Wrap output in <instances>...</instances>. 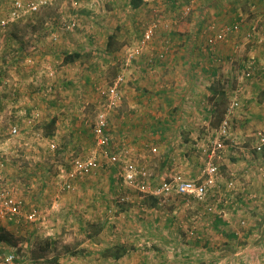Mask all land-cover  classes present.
<instances>
[{
	"label": "rangeland",
	"instance_id": "374dc122",
	"mask_svg": "<svg viewBox=\"0 0 264 264\" xmlns=\"http://www.w3.org/2000/svg\"><path fill=\"white\" fill-rule=\"evenodd\" d=\"M110 2L51 0L49 6L32 14L36 15L31 18L33 22H17L6 29L12 31L9 37L6 30L0 35L3 185L13 191L23 207L18 221L8 222L0 214V227L7 231L9 240L0 244V252L15 251L23 257V264H264V199L255 196L250 199L249 191L244 192V189L248 190V182L244 183L243 178L235 179L236 174L233 177L224 173L221 160L217 159L218 150L214 151L211 146L214 142L199 149L200 154L196 157L201 158L198 161L202 168L195 180L201 181L205 162L212 161L218 169L212 191H219L220 196L218 193L216 197L207 195L202 201L173 197L163 203L143 195L133 186L115 181L119 169L117 165H109L105 156L118 151L114 137L117 135V108L121 109L126 101L121 89L127 76L124 70L142 55L153 39L131 62L128 54L140 46L141 39L123 58L115 54L106 59L101 53L104 41L87 35H91L89 31L95 25L102 28L109 12L114 21L111 27H115L117 14H111ZM241 8L245 9V6ZM9 9L10 1L0 0V17H4ZM72 20L76 26L68 29ZM236 22L242 25V18ZM149 25L142 27L144 31ZM39 30L54 31V36H47L48 32L41 34L42 37L34 36ZM247 36L249 39V33ZM111 41L112 47H118L116 37ZM71 53H77L79 57L64 62V56ZM251 69L248 59L244 62L239 84L252 75ZM112 86L116 87L117 93L114 104L110 103L109 97L101 95ZM74 96L78 98L76 103L71 100ZM99 116H104L108 123L110 140L106 147L98 146L93 136V125ZM53 118L56 120L53 135L46 137L44 125ZM13 127L18 128V133L10 136L8 132ZM232 154L230 152L228 156L230 160ZM89 156L96 157L93 172L77 179L73 191H62L61 181L71 172L74 160ZM137 159L141 162L132 161L145 167L149 175L152 164H141L143 159ZM98 177L103 179L102 183L94 181ZM112 177L115 184L110 187ZM150 182L153 186L158 184L153 180ZM92 183L94 185L87 189L80 188L82 184ZM96 185L100 188H95ZM84 192L89 204L96 202V207H89L92 211L97 210L96 215L84 217L78 213L83 217L82 221L75 213L59 219L60 213H64L61 210L63 199L69 198L66 201L69 206L70 198L75 201ZM97 192L103 195L93 201ZM241 193L243 196L239 198ZM140 208L159 209L161 216L175 211L171 228L155 229V232L144 228L141 219L148 221L150 216L146 212L143 215L137 213ZM253 210L255 212L249 213ZM30 212L36 213L34 222L25 218ZM216 220H221L222 225L216 226ZM160 221L162 223L163 218ZM62 222L69 229H65ZM81 224L83 227L79 231ZM162 237H166L164 241L168 245L163 249L159 247ZM95 240L105 242L101 245ZM81 243L88 247L78 248ZM114 245L127 248L123 259L114 260L103 255ZM53 258L56 259L54 262H48Z\"/></svg>",
	"mask_w": 264,
	"mask_h": 264
},
{
	"label": "crops",
	"instance_id": "0c3cea01",
	"mask_svg": "<svg viewBox=\"0 0 264 264\" xmlns=\"http://www.w3.org/2000/svg\"><path fill=\"white\" fill-rule=\"evenodd\" d=\"M131 1L111 0L108 3L113 8L111 14H117L115 27H111L114 21L109 12L102 28L95 25L89 31L91 35H87L104 41L101 53L106 55V59L115 54L123 58L142 38V27L149 24L157 26L152 42L142 55L125 67L127 76L124 74L121 95L126 101L121 109L117 108L116 137L112 133L116 149L121 146L131 160L141 162L137 159L140 158L143 159L141 164H152V168L148 167V176L156 183L175 175L195 180L202 168L198 161L201 158L196 157L200 154L199 149L216 141L220 121L228 107L237 102L238 106L229 116L232 119L231 133L224 138L223 147L217 151V159L221 160L220 166L227 176L236 174L235 179L243 178L244 183L248 182V190L244 189V192L249 191L250 199L253 196L264 199V146L260 152L253 149L256 133H264V0H141L136 7ZM187 8L190 10L186 13ZM35 16L27 15L18 22H33L31 18ZM241 18L242 25L237 32L228 34L212 48L207 47L209 35ZM55 26H52L54 31ZM10 32L8 29L7 37ZM41 32L39 30L34 36L42 37L41 34L46 32L47 36H54L52 31ZM248 33L249 39L246 38ZM114 37L118 42L116 48L112 47L111 39ZM69 45L72 46L71 42ZM165 47L168 48L165 59L159 61L156 55ZM248 59L252 75L239 84L244 62ZM71 100L76 103L78 98L74 96ZM151 149L156 153H151ZM230 152L233 153L231 160L228 157ZM94 181L102 183L103 179L98 177ZM114 184L112 177L109 185ZM89 185L94 184H82L80 188L87 189ZM99 195L103 193H95L93 201ZM84 196L85 192L75 201L70 198L69 206L66 203L69 198H64V208H61L64 213H60L59 219L71 217L73 213L81 221L83 217L78 213L84 217L95 216L97 210L92 211L89 207H96V202L91 205ZM241 196L242 193L239 198ZM136 212L149 214V220L141 219L140 223H145L144 228L154 232L155 229L171 228L170 223L175 219V211L163 216L159 215V209L140 208ZM252 212L255 210L249 213ZM65 214L68 216L64 217ZM161 218L164 220L162 223ZM61 225L69 229L64 222ZM82 227L81 224L79 231ZM160 240H163L161 243L158 241L160 248L168 246L164 241L166 237ZM95 241L98 243L100 240ZM100 242L102 245L105 241ZM87 247L86 243H81L78 248ZM84 253L90 254L89 251Z\"/></svg>",
	"mask_w": 264,
	"mask_h": 264
},
{
	"label": "built area",
	"instance_id": "2783aa9c",
	"mask_svg": "<svg viewBox=\"0 0 264 264\" xmlns=\"http://www.w3.org/2000/svg\"><path fill=\"white\" fill-rule=\"evenodd\" d=\"M9 1L10 9L6 12L4 17H0V35L10 25L17 23L27 15H32L33 13L39 12L41 9L46 8L51 3V0ZM189 10L190 9L187 8L186 13ZM70 22L71 23L67 25V28L73 29L76 26L75 21L72 20ZM240 27V22L225 26L223 29L207 38V47L212 48L215 43L224 40L228 34L237 32ZM156 28L157 26L155 24H151L147 29H145L140 41V46H137L131 51V53L128 54L129 62H131L135 56H138L140 52L143 51L145 45L153 39ZM252 31H255V28H253ZM167 49V47L163 48L156 55V58L158 60L164 59ZM101 95L109 97L110 103L114 104L117 97L116 87H109L106 91H102ZM236 106H238V103L233 102L228 107L225 117L219 123L216 133V141H214V144L211 145L214 151L223 147L224 138L228 137L231 133V120L229 116L232 114L233 108ZM107 125L108 123L104 116H99L93 125V136L95 137L97 145L100 147H106L109 144L110 137L108 134ZM8 133L10 136H14L18 133V128L13 127ZM263 146L264 133L258 131L256 133V143L253 149L256 152H260L262 151ZM51 147L54 148V145H51ZM1 150L2 148L0 144V214H2L8 222L18 221V219L21 217V211L23 209L22 202L15 196L13 191L4 188L3 172L5 167V159L1 153ZM150 151L152 153L156 152L155 149H151ZM127 154L128 152L125 149L120 148L118 151L105 156L106 162L109 165H117L119 169L114 177L115 181L120 182L123 185L133 186L143 195L152 197L159 202L166 203L167 200H170L173 197L182 199L193 198L197 201H202L207 195L215 197L221 195L219 191H212V188L216 186L215 177L218 173V169L216 165L210 160H207L204 164L202 173L203 177H201V181L186 180L179 175H175L169 180H162L156 184V186H153L148 179L149 176L145 167L135 164V162L132 161L127 156ZM95 167L96 157L94 156L74 160L71 172L66 175L63 181H61L60 189L62 191H73L77 179H83L86 175H88V173H92ZM25 218L30 222H34L37 219L36 213L30 212ZM21 260H23V257L18 256L13 250L6 253L0 252V264H21Z\"/></svg>",
	"mask_w": 264,
	"mask_h": 264
},
{
	"label": "trees",
	"instance_id": "16d2710c",
	"mask_svg": "<svg viewBox=\"0 0 264 264\" xmlns=\"http://www.w3.org/2000/svg\"><path fill=\"white\" fill-rule=\"evenodd\" d=\"M132 6L136 7L141 3V0H132L131 1ZM79 54L77 53H71V54H66L64 56V62H72L75 58H78ZM56 120L53 118L51 119L47 124L44 125V135L46 137H50L53 135V129H54V124H55ZM216 226L217 225H222V221L221 220H216L215 221ZM8 233L6 230H4V228L0 227V244L3 242H7L8 240ZM127 248L124 245H114L111 248H107L106 249V253H103V255L105 257H111L114 260H118L119 258L123 257L126 253ZM56 259H50L48 260V262H54ZM21 264H23L25 261L21 260L20 261Z\"/></svg>",
	"mask_w": 264,
	"mask_h": 264
},
{
	"label": "clouds",
	"instance_id": "9594fccd",
	"mask_svg": "<svg viewBox=\"0 0 264 264\" xmlns=\"http://www.w3.org/2000/svg\"><path fill=\"white\" fill-rule=\"evenodd\" d=\"M142 35H143V34H142ZM221 121H222V120H221ZM221 121H220V122H221Z\"/></svg>",
	"mask_w": 264,
	"mask_h": 264
}]
</instances>
